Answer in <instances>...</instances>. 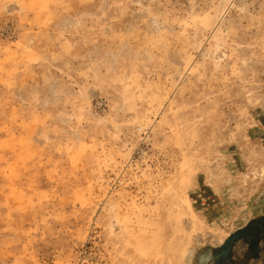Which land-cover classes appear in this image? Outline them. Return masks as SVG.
<instances>
[{
    "label": "rangeland",
    "instance_id": "374dc122",
    "mask_svg": "<svg viewBox=\"0 0 264 264\" xmlns=\"http://www.w3.org/2000/svg\"><path fill=\"white\" fill-rule=\"evenodd\" d=\"M260 221L264 0H0V264H264Z\"/></svg>",
    "mask_w": 264,
    "mask_h": 264
},
{
    "label": "flooded vegetation",
    "instance_id": "af4514ba",
    "mask_svg": "<svg viewBox=\"0 0 264 264\" xmlns=\"http://www.w3.org/2000/svg\"><path fill=\"white\" fill-rule=\"evenodd\" d=\"M240 237H246L247 250L250 256H252V259H256L261 250L263 251L262 255H264V221L248 226L245 230L235 236L234 240H238ZM230 242L231 245L234 244L233 240Z\"/></svg>",
    "mask_w": 264,
    "mask_h": 264
}]
</instances>
